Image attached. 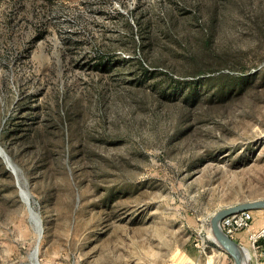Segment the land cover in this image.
Listing matches in <instances>:
<instances>
[{
	"label": "rangeland",
	"instance_id": "374dc122",
	"mask_svg": "<svg viewBox=\"0 0 264 264\" xmlns=\"http://www.w3.org/2000/svg\"><path fill=\"white\" fill-rule=\"evenodd\" d=\"M255 199L264 0H0V264L220 263Z\"/></svg>",
	"mask_w": 264,
	"mask_h": 264
},
{
	"label": "built area",
	"instance_id": "2783aa9c",
	"mask_svg": "<svg viewBox=\"0 0 264 264\" xmlns=\"http://www.w3.org/2000/svg\"><path fill=\"white\" fill-rule=\"evenodd\" d=\"M252 219L253 215L251 210H243L222 218L219 225L228 237L234 239L237 232L250 229ZM247 239L249 243L247 247L249 250V264H264V225L256 231L249 232L247 234ZM212 242L218 247L213 240ZM205 250L206 246L203 245L202 252H205ZM194 264H198V262L196 261Z\"/></svg>",
	"mask_w": 264,
	"mask_h": 264
},
{
	"label": "water",
	"instance_id": "95a60500",
	"mask_svg": "<svg viewBox=\"0 0 264 264\" xmlns=\"http://www.w3.org/2000/svg\"><path fill=\"white\" fill-rule=\"evenodd\" d=\"M264 208V199H255L244 201L228 206H224L214 212L213 216L210 220V229L211 233L214 235V242L230 255L234 261V264H249V260L247 262L244 261L242 257V246L240 243L236 242L234 239L228 237L220 228L219 222L222 218L231 215L236 212H240L243 210H252V209H261Z\"/></svg>",
	"mask_w": 264,
	"mask_h": 264
},
{
	"label": "crops",
	"instance_id": "0c3cea01",
	"mask_svg": "<svg viewBox=\"0 0 264 264\" xmlns=\"http://www.w3.org/2000/svg\"><path fill=\"white\" fill-rule=\"evenodd\" d=\"M240 203V202H237ZM252 215H253V219H252V224L249 230H245L244 232H238L235 236H234V240L244 246H246L248 243V239H247V234L251 231H256L258 230L262 225H264V208L261 209H252L251 210ZM246 248V247H245ZM222 254H224L222 260L220 263H216V264H234V261L232 259V257L230 255H228L226 252L224 251H220ZM198 255L195 256L196 261L199 263V259L197 258ZM207 264H209V262H207Z\"/></svg>",
	"mask_w": 264,
	"mask_h": 264
},
{
	"label": "bare ground",
	"instance_id": "6f19581e",
	"mask_svg": "<svg viewBox=\"0 0 264 264\" xmlns=\"http://www.w3.org/2000/svg\"><path fill=\"white\" fill-rule=\"evenodd\" d=\"M1 153L3 154V156L8 160V156L5 154V152L3 150H1ZM9 161V160H8ZM13 167V166H12ZM21 195L23 197V199L25 200V202L28 201V198H27V194H26V191L25 190H22L21 191ZM31 210V209H30ZM32 212V211H31ZM34 213V212H32ZM32 218L35 220V224H36V229H37V233L38 235L40 236L42 230H41V225H40V222H39V219H38V216L36 214H32ZM212 234V233H211ZM211 237L213 238L212 240L214 241L215 237L214 235L212 234ZM36 251H34V253L32 255L36 256ZM32 256V257H34ZM242 257L244 259L245 262H247L249 260V250L248 248L246 247H243L242 248Z\"/></svg>",
	"mask_w": 264,
	"mask_h": 264
}]
</instances>
